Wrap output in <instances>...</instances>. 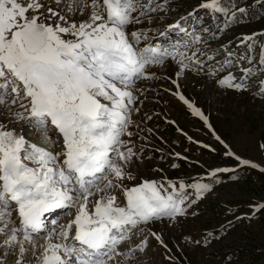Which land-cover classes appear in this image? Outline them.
I'll return each instance as SVG.
<instances>
[{
	"label": "snow or ice",
	"instance_id": "1",
	"mask_svg": "<svg viewBox=\"0 0 264 264\" xmlns=\"http://www.w3.org/2000/svg\"><path fill=\"white\" fill-rule=\"evenodd\" d=\"M84 7L88 19L76 23L41 0H0V116L8 121L0 120V264H126L137 249L119 248L137 226L184 214L183 183L165 188L145 180L123 187L122 205L108 193L122 187L109 176L133 178L124 168L135 153L122 137L131 136L136 80L149 78L148 66L169 56L176 59V53L159 45L138 47L146 34L127 32L157 9L152 0H90ZM202 7L218 10V0ZM75 10L71 4L65 9ZM179 63L182 70L188 67ZM241 71L240 82L229 75L219 85L248 90L253 70ZM254 95L264 97V81ZM188 107L204 119L193 105ZM18 123L39 132L47 146L8 126ZM53 130L62 137L59 152L50 150ZM193 187L198 195L209 190L202 184ZM94 195L98 198L89 209ZM71 209H76L73 219L48 230L45 243L38 245L46 215ZM260 209L264 204L256 207ZM121 256L124 261H117Z\"/></svg>",
	"mask_w": 264,
	"mask_h": 264
},
{
	"label": "rangeland",
	"instance_id": "2",
	"mask_svg": "<svg viewBox=\"0 0 264 264\" xmlns=\"http://www.w3.org/2000/svg\"><path fill=\"white\" fill-rule=\"evenodd\" d=\"M143 1L148 3V0H140V3ZM200 1L160 0L156 4L152 0V7L157 10L141 16V22L129 26L127 32H142L154 39L165 24L186 14L201 4ZM257 1L260 0H248L238 7L236 17L245 18L242 15L246 11L251 17V22L245 26L230 22L233 20L230 15L223 17L215 12L214 19L212 15L210 18L206 15L190 19L187 33L191 32L192 37L185 42L186 47L197 39L198 31L203 42L191 49L186 48V52L176 59L148 66L149 78H143L133 92L136 99L130 107L137 111L131 113L132 123L128 128L131 136L122 137L135 153L124 168L125 173L133 178L118 181L122 187L119 188L120 194L117 193V203L124 199L123 187L136 186L145 180L159 184L158 179L165 186L167 174L172 178L190 180L195 175L201 177L213 170L224 173L225 169L238 168L248 169V179L244 182L238 180L242 177L238 176L232 183L218 176L215 183L189 181V189L184 193L185 202L181 205L189 215L140 224L143 232L134 236L133 233L131 241L124 245L128 247L124 248L125 252L132 243L139 245L142 242L143 247L145 241L138 239L147 238L143 251H135L138 256L132 264H264V215H260L263 218L251 216L258 205L264 204V147H261L264 145V97L254 95L259 83L264 81L261 72L264 68L260 56L249 58L245 44H237L242 34L264 33V15L256 13L254 8ZM41 2L65 15L69 22L79 23L89 16L84 5L90 0H60L59 5L56 0ZM69 4L76 8L72 13L65 11ZM181 60L188 65L183 70ZM242 69H252L254 73L247 81L248 90L236 91L219 85V81L229 75L236 78L235 82H240ZM188 104L202 113L204 119L195 115ZM164 117L173 123L162 125L161 118ZM0 120L8 122L2 116ZM8 126L16 130L20 128L19 132L27 140L31 139L28 125ZM185 138L192 140L191 144H186ZM54 141L51 148L55 147V152H59L61 147H56L58 141ZM177 155L191 160L189 168L180 170V164L171 159ZM178 160L183 161V158L180 156ZM242 160L257 167L242 164ZM196 184L207 185L209 190L198 195L193 187ZM193 215L195 218L192 219ZM152 232L160 239L157 240ZM3 251L0 248V254ZM123 259L121 257L119 261Z\"/></svg>",
	"mask_w": 264,
	"mask_h": 264
},
{
	"label": "bare ground",
	"instance_id": "3",
	"mask_svg": "<svg viewBox=\"0 0 264 264\" xmlns=\"http://www.w3.org/2000/svg\"><path fill=\"white\" fill-rule=\"evenodd\" d=\"M14 107H16V106H14ZM25 125V124H24ZM26 126H27V124H26ZM24 129V128H23ZM27 129H29L31 132H32V137H31V141H36L35 143H37V142H39L40 140L38 139V137H39V135H40V133L39 132H37V131H35L34 129H32V128H28V126H27ZM17 131L19 132V131H21L20 130V128L19 129H17ZM49 134H50V136L53 138V139H57V141H58V144H56L57 146L56 147H58V148H60V145H61V143H62V137H58L57 135H56V133H55V131L53 130V131H51V132H49ZM32 143H34V142H32ZM54 149L55 150H57L55 147H54ZM107 182V181H106ZM105 183V182H104ZM103 186V185H102ZM118 197V196H117ZM96 198H98V196H94L93 198H89V203H88V207H89V209H91L92 208V205H91V202L92 201H95L96 200ZM70 218H72V215H70V217H69V219ZM60 226V225H59ZM59 226H57V227H54L53 229H58L59 228ZM136 232V230L134 229L133 230V232H132V234L133 233H135ZM129 241H131V240H128V241H125L124 243H122L121 245H120V248H119V250L121 251V252H125L124 251V248H128L127 246H124L125 244H127V243H129ZM56 242H58V241H56ZM132 242H134V240L132 241ZM45 243V241L43 240V239H40V240H37V244L38 245H41V244H44ZM140 243V242H139ZM144 243H140L139 245H137V243H132V247H130V248H136L137 250H139V248H141L142 247V245H143ZM129 248V249H130ZM128 249V250H129ZM127 250V251H128ZM126 251V252H127ZM138 255L137 254H133V256L130 258V260H128L127 262H130L131 264L132 263H134L133 261H134V259L137 257ZM121 257H123V256H121ZM121 257H117V261H119V259L121 258ZM122 262L124 261V259L123 260H121ZM120 261V262H121Z\"/></svg>",
	"mask_w": 264,
	"mask_h": 264
},
{
	"label": "trees",
	"instance_id": "4",
	"mask_svg": "<svg viewBox=\"0 0 264 264\" xmlns=\"http://www.w3.org/2000/svg\"><path fill=\"white\" fill-rule=\"evenodd\" d=\"M243 1H246V0H243ZM256 12L259 13V14H262L264 15V0H260L257 5H256ZM248 22V21H247ZM247 22L245 23H242L241 25L242 26H245L247 25ZM183 171V170H182ZM238 176H242L240 180H243L244 182H246V180L248 179V171L247 170H238L235 172ZM172 174V173H171ZM264 215V209H260L259 212H258V218H263L261 217L260 215Z\"/></svg>",
	"mask_w": 264,
	"mask_h": 264
}]
</instances>
